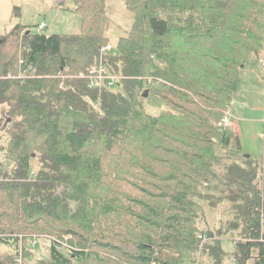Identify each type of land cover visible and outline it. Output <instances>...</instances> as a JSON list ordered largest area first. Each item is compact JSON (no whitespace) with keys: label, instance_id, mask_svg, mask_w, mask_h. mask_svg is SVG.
I'll list each match as a JSON object with an SVG mask.
<instances>
[{"label":"trees","instance_id":"16d2710c","mask_svg":"<svg viewBox=\"0 0 264 264\" xmlns=\"http://www.w3.org/2000/svg\"><path fill=\"white\" fill-rule=\"evenodd\" d=\"M123 2L114 46L106 0H73L75 33L0 35V264L35 237L36 264H264V160L218 125L264 61V0ZM98 62L111 86L86 77Z\"/></svg>","mask_w":264,"mask_h":264},{"label":"rangeland","instance_id":"374dc122","mask_svg":"<svg viewBox=\"0 0 264 264\" xmlns=\"http://www.w3.org/2000/svg\"><path fill=\"white\" fill-rule=\"evenodd\" d=\"M107 16L109 18L107 35L110 43L114 46L118 37L124 35L130 28L133 20V13L129 11L125 6L123 0H106ZM74 3L73 0H0V35H3L9 31L16 23L25 24L32 28L43 21L46 24L43 32L45 33H75L80 28L79 16L71 11ZM18 8L17 15H13V8ZM35 26V27H34ZM114 51V50H113ZM263 59V58H262ZM254 68L259 70V63H254ZM249 81V80H247ZM246 82V80L242 81ZM260 84L262 82L260 81ZM261 85V91H263ZM234 103V107H235ZM230 106V105H229ZM150 112H157L159 109L157 104H148ZM232 109V107H231ZM240 110V109H239ZM236 113V108L233 110ZM253 116L261 118L260 123H255V127L259 128L260 135L251 134L248 131L247 137H242L241 154L244 156L248 154L252 159L258 160L261 158L264 150V110L261 108L257 111H250ZM5 121L0 123V146H4L7 141V134L5 132ZM0 161H3V152L0 150ZM209 219H213L211 211L207 210ZM221 216L218 214L216 217ZM47 241L43 238L38 239L35 237L31 241V246L34 254L27 257V264H36L37 258L43 257L45 253V244ZM222 248L228 254L234 249L233 240L222 239ZM7 250L6 247L0 245V251ZM231 259H225L224 264H230ZM191 264V263H190ZM195 264V263H194ZM248 264H253L252 260Z\"/></svg>","mask_w":264,"mask_h":264},{"label":"crops","instance_id":"0c3cea01","mask_svg":"<svg viewBox=\"0 0 264 264\" xmlns=\"http://www.w3.org/2000/svg\"><path fill=\"white\" fill-rule=\"evenodd\" d=\"M258 63L260 65L259 70L254 68V64L242 69L239 90L233 103L230 105L232 107V126L230 129L237 138L240 149L243 144L242 137H247L248 131H251L252 135L255 133V137L259 132V128L255 127V123H260L261 118L253 116L249 112L257 111L261 108L264 110V65H262L261 61ZM244 80H246V82H242ZM260 81L262 84H260ZM261 85L263 86V91H261ZM234 103L236 104L235 107ZM235 108L238 113L233 111ZM262 121H264V118ZM260 134L261 133H258V135ZM262 135H264V133ZM258 160H264V150L261 158Z\"/></svg>","mask_w":264,"mask_h":264},{"label":"built area","instance_id":"2783aa9c","mask_svg":"<svg viewBox=\"0 0 264 264\" xmlns=\"http://www.w3.org/2000/svg\"><path fill=\"white\" fill-rule=\"evenodd\" d=\"M45 23L44 22H40L37 24L36 26V30L40 31L45 27ZM111 49V45H105L104 47H102V51L104 50H109ZM22 62V60H21ZM96 63V62H95ZM95 63L93 64V66H91L88 69V73L86 75V77L90 80V84L92 86H101L104 84H107V86H111V84H113V82L116 80V76L109 74L105 68V66H103V64L101 62H98L96 65ZM262 65H264V61L261 62ZM104 82H108V83H104ZM218 125L223 128V129H230L232 126V113H231V106H228L225 110H224V114L222 116V118L219 120ZM259 185L260 188L262 190H264V181L262 180V171L261 169L259 170ZM263 230H264V226H263Z\"/></svg>","mask_w":264,"mask_h":264},{"label":"water","instance_id":"95a60500","mask_svg":"<svg viewBox=\"0 0 264 264\" xmlns=\"http://www.w3.org/2000/svg\"><path fill=\"white\" fill-rule=\"evenodd\" d=\"M147 92H148V90L146 89V90L144 91V96H146V95H147ZM244 156H245V157H249V155H248V154H245Z\"/></svg>","mask_w":264,"mask_h":264}]
</instances>
